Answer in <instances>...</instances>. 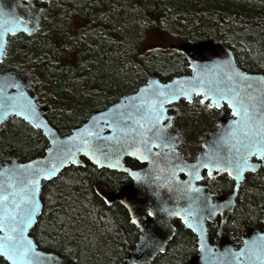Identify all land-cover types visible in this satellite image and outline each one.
Segmentation results:
<instances>
[{
  "label": "water",
  "instance_id": "1",
  "mask_svg": "<svg viewBox=\"0 0 264 264\" xmlns=\"http://www.w3.org/2000/svg\"><path fill=\"white\" fill-rule=\"evenodd\" d=\"M45 1L0 0V62L6 54L9 35L18 32L31 35L39 29ZM177 48L188 62L189 74L174 75L162 81L156 73H150L135 91L121 95L102 109L90 111L82 123L65 134H60L47 121L44 116L47 107L40 106L42 100L38 94L29 92L31 78L15 69L0 70V89H6L0 92V126L11 116H16L40 130L47 142L41 155L28 160L20 161L16 157L0 160V197L8 196L7 202L0 200V223L3 222L5 208L9 212L34 209L30 215L31 222L22 232L20 220L8 222L7 228L0 231V244L5 243V236H11L30 249L23 259L17 257L14 260L0 248V256L8 264H72L54 251L37 247L29 230L42 208V181L56 177L71 164L83 166L85 160L98 167L125 171L133 179L130 185L106 195L107 199L124 204L132 222L141 230L121 264H152L154 258L164 252L174 234V218H178L197 237V251L186 264H264V230L248 228L242 235L240 247L220 234L213 243L208 241L206 220L213 219L218 202L223 198L213 202L207 186L196 182L200 171L206 168L205 164L210 165L208 171L218 169L226 172L235 179L234 190L227 196L231 198L228 206H232L243 172L254 168V163L249 161L253 154L246 150L245 138L254 137L257 133L264 136V74L239 68L232 51L222 41L181 42ZM161 93L168 96L162 106L164 98ZM221 93L224 94L223 99H220ZM193 94L210 99L211 106L225 102L232 117L222 118L218 129L208 133L205 148L199 151L194 161H188L175 147L180 136L169 129L172 115L167 113V109L169 104L180 99L190 101ZM5 96L15 97L14 101L7 103H15L17 107H5ZM26 102H30L34 109V115L29 113L28 119L21 112V106ZM241 105L248 111L247 120L239 114ZM157 113H162L158 122L152 119ZM165 119L168 120L163 124ZM109 124L116 130L108 127ZM87 132L95 135L89 137ZM141 133H144L143 139L148 140L150 150H146ZM170 135L175 140L169 141ZM84 140L89 143L84 145ZM124 155L136 157L146 164L139 169H131L123 164ZM245 155L248 166L238 170L237 164ZM63 156H74L77 162L72 163L68 159L61 163ZM21 165L31 167L21 168ZM53 167L54 172L50 171ZM38 169H44V174L32 176L31 172ZM180 173L185 177L181 178ZM30 179L36 180L35 185L28 184ZM149 212L152 213L150 217L146 215ZM22 218L27 220L26 216Z\"/></svg>",
  "mask_w": 264,
  "mask_h": 264
},
{
  "label": "trees",
  "instance_id": "2",
  "mask_svg": "<svg viewBox=\"0 0 264 264\" xmlns=\"http://www.w3.org/2000/svg\"><path fill=\"white\" fill-rule=\"evenodd\" d=\"M58 1L67 4L54 10L61 23L59 20L53 23L50 19L51 29L47 31L43 15L35 33L26 35L18 32L8 36L0 70L15 69L32 79L29 91L37 93L47 104L49 120L60 134L81 123L87 112L101 106L104 101L134 90L148 74L156 73L160 79L166 80L184 72L185 60L178 48L158 49L157 56L152 53L145 56L133 47L130 37L120 34L114 19L117 12L126 6L123 0ZM129 2L128 8L140 22L143 18L144 31L148 30L149 34L180 42L221 39L233 46L243 66L264 71V0ZM93 30L92 38L84 40L81 33ZM128 47L141 58L138 66L144 71L139 79L134 80V85L124 88L113 81L103 85L94 83L89 95L82 94L77 98L73 91L77 80L86 81L97 74L100 60L107 54L111 53V57L122 61ZM145 59L151 62L149 67L145 66ZM80 105L83 106L82 114H78L79 120L71 124L70 114ZM46 145L41 132L18 117H11L0 129V159H28L41 154ZM107 178H112L108 172L95 170L86 162L84 166L69 165L55 178L43 182L40 194L43 209L38 227L43 248L57 252L72 264L123 262L126 252L123 233L127 218L119 204L109 205L103 199L102 192L106 188L99 184L106 185ZM113 179L119 177L116 175ZM242 191L243 199L233 213V227L254 224L264 206L263 186L256 183ZM133 231L129 225L128 239L133 236ZM97 236L105 241H98ZM194 241L191 231L178 222L174 236L158 256L156 264H183L194 252ZM0 264L8 263L0 256Z\"/></svg>",
  "mask_w": 264,
  "mask_h": 264
},
{
  "label": "flooded vegetation",
  "instance_id": "3",
  "mask_svg": "<svg viewBox=\"0 0 264 264\" xmlns=\"http://www.w3.org/2000/svg\"><path fill=\"white\" fill-rule=\"evenodd\" d=\"M35 2H38V0H35ZM65 5L67 6V4L60 3L58 0H46L43 3L44 9L42 12V16L43 15L45 16V20L47 22L46 25L48 26L46 28L47 31H50V29H51L50 22H52V21L50 19L52 17L56 18V13L54 12V10H57L58 8H61L62 6H65ZM42 16H41V19H42ZM65 18L69 20V17L67 15H65ZM41 19H40V21H41ZM58 20L60 21V19H58ZM71 34L73 35V33H71ZM206 39L212 40V42H214V43H217L218 41H222L221 39H212V38H206ZM206 39H202V40H206ZM198 41H200V40L191 41V43L198 42ZM222 43L232 51L235 62L239 68H241L244 71L250 72V73H263L264 74V71L251 70L250 68H246L245 66H243L241 64V62L239 61V59L237 58V54H235L233 46L229 45V44L227 45L223 41H222ZM263 45H264V39H263ZM183 56H184V54H183ZM184 60H185L184 61L185 62L184 72L181 74H177V75L190 73V69L188 67V62H187L185 56H184ZM162 81H164V80H162ZM138 86H136V88ZM29 88H30V86H29ZM29 88H28V90H29ZM136 88L132 91H135ZM132 91H127L125 93H122L121 95L132 92ZM31 94H34V93H31ZM120 96H118L116 99L108 100L107 102L104 101V103L101 106H99L97 108H93L90 111L102 109L105 106L109 105L110 103L115 102L117 99H119ZM41 100H42V104L40 106H46L47 107V111L44 113V116L46 117L47 121L53 126V124L50 122L49 117H48V115L50 114V109L48 108V106L44 102V100L43 99H41ZM201 100H203L204 103H201L200 102ZM209 102H210V99H202V95L193 94L190 101L180 99L179 101L171 103L168 105L167 113L172 115V124H171V126H169V129L175 130L180 136L179 143L175 144V147H176L178 153L184 159H186L188 161H194L196 159L199 151H201L203 148H205L204 141H205V139H206V137L210 131L218 129V127H219L218 122L224 117H228V118L232 117L231 109L228 107V105L225 102L219 103L218 106L215 103H213V106H209ZM75 111L72 114H70V117L74 116ZM89 112H87L86 117H87ZM11 117H16V116H11ZM79 117L80 116H78L76 118V121L79 120ZM86 117H85V119H86ZM9 119L6 122H8ZM167 120L168 119H165L163 124ZM6 122H4L0 126V129ZM76 125H78V124H76ZM72 127H70L69 131L71 130ZM31 128L35 129L32 126H31ZM183 128L189 129L188 134L185 135L182 133ZM35 130H38V129H35ZM68 132H65V133H68ZM65 133H62V134H65ZM169 138H170L169 141L175 140L173 138V136H171V135L169 136ZM211 143H213V141ZM41 154H39V155H41ZM36 156H38V155H36ZM33 157H35V156H33ZM30 158H32V157H30ZM30 158H28V159H30ZM28 159H24V160H20V161H25ZM249 161L251 163H254V165H253L254 168L248 169V170L243 172L242 179L239 182L237 191L233 197L234 202H233L231 207L228 206L229 202L231 201V198H229L227 196L230 195L234 190L235 179L232 178L231 176H229L226 172H219L218 169H213L211 171H208L207 168H203L200 171V178L196 182L200 185L207 186L208 191L211 195L212 201L214 202L216 199L223 198V200L218 202V207L214 211L213 219H207L206 220L207 239L210 243H213L215 237L218 234H220L222 236H226L228 238V240L233 245H235L236 247H240L242 244V235L248 228L259 229L260 231L264 230V206L260 209L258 219L254 224L246 223V224H243L242 226H239V227H233L231 225L232 221L234 220V214L233 213L236 211L238 205L240 204V202L243 199L244 194L242 193L243 192L242 190L245 187L247 188L249 186L255 185L256 183L258 185L264 187V164L262 163L264 161V159H261L260 156L253 154L249 157ZM86 162L87 161L85 160V163ZM122 162L125 166L130 167L131 169H139L146 164V162L140 161L136 157H132L129 155H124L122 158ZM88 164L92 168H94L95 170L102 169L106 173L108 172V174H110L112 177L111 179L107 178V184L106 185H102V184H99V185L104 186L106 188L102 192V197L106 201V203H109V205H111L112 203L113 204H115V203L119 204L121 209L125 213V216L127 218V224L124 226V232L125 233H123V237H124V246H125V249L127 251L128 248H130L131 246H133L135 244V242L139 238L141 230L134 222H132L130 215H129V211L126 208V206L124 204L120 203L119 201L115 200V199H113V200L107 199L106 195L108 192H116L121 187L130 185L133 182V179L125 171H120L117 169H111L108 167H98L97 165L90 163V162H88ZM71 165H73V164H71ZM116 175L119 177V179L114 180L113 176H116ZM180 177L181 178L185 177V174L180 173ZM51 179H53V178H51ZM51 179H49V180H51ZM44 181H48V180H43L41 183V187H42V184ZM40 194H41V191H40ZM225 196L227 198H224ZM40 198H41V195H40ZM41 201H42L41 211H40L39 215L37 216L35 224L29 230V234L33 237L34 241L37 244V247H39L43 250L52 251V250H48V249H45L42 247L43 245L41 244V237L39 236V233H38V230H39L38 227H39V223H40L39 216H40L42 209H43L42 198H41ZM146 215L148 217H150L149 214H146ZM178 222H180L184 226V224L178 218H174L172 220V223L174 225V234L176 232V226H177ZM129 225H131L132 230H134L133 236L130 239H128V236L126 233ZM185 228L188 229L189 231H191L189 228H187V227H185ZM191 233L194 235V238H195L194 252L187 258V260L183 264H186L188 262L189 258L191 256H193L197 251V244H196L197 237L192 231H191ZM174 234L172 235V237L174 236ZM172 237H171V239H172ZM171 239L169 241H171ZM169 241H168V243H169ZM167 244H166V247H167ZM166 247H165V250H166ZM162 253H160V254H162ZM125 254H126V252H125ZM159 255H157L154 258V260L152 261V264H156L157 258Z\"/></svg>",
  "mask_w": 264,
  "mask_h": 264
},
{
  "label": "rangeland",
  "instance_id": "4",
  "mask_svg": "<svg viewBox=\"0 0 264 264\" xmlns=\"http://www.w3.org/2000/svg\"><path fill=\"white\" fill-rule=\"evenodd\" d=\"M126 4L124 9H121L117 12V16L114 19V23L117 25L118 30L121 31L122 36H128L133 41V47L137 48L138 53L148 56L147 54L158 55V49L172 50L177 48V44L180 41H175L173 38L159 37L149 34V31H144L145 26L143 25V18L141 17V22L138 17H135L134 12L128 8L130 0H123ZM53 23H57V19L52 17ZM61 23V22H60ZM59 23V26L62 24ZM63 23V22H62ZM146 30V29H145ZM95 30L91 32H82L84 40H90L92 38ZM143 36V37H142ZM111 54V53H110ZM110 54L105 55L100 60L98 68L100 69L98 73L92 75L86 81L80 80L73 85V91L77 94V98L81 97L82 94L89 95L92 91V85L99 84L103 85L107 82L113 81L115 83H120L124 88H131L134 85V80L139 79L144 71L141 69V66H138L141 58L136 56L135 50L128 47L126 56L122 61L116 57H111ZM101 59V58H100ZM156 59V57H155ZM133 60V61H132ZM136 61L135 64L133 62ZM147 64L145 66H150L151 62L148 59L143 60ZM146 75L143 77V79ZM84 84L82 87L81 85ZM91 104V101L88 103ZM83 106L80 105L78 110L75 112L74 116L71 117V124H75L76 117L78 114H82ZM189 129L183 128L182 133L188 134ZM79 204V203H78ZM83 211L86 214H89V211L82 207ZM96 235V233H95ZM98 237V236H97ZM98 241L104 242L103 237H98Z\"/></svg>",
  "mask_w": 264,
  "mask_h": 264
},
{
  "label": "snow or ice",
  "instance_id": "5",
  "mask_svg": "<svg viewBox=\"0 0 264 264\" xmlns=\"http://www.w3.org/2000/svg\"><path fill=\"white\" fill-rule=\"evenodd\" d=\"M195 83H203L202 81H196ZM6 89H0V92L5 91ZM195 90V89H192ZM181 94H183V90H181ZM21 96L23 95L22 93L20 94ZM164 100L161 101V106L163 102H166L168 100V96H166L164 93L160 94ZM173 98L175 97V92L172 93ZM224 94L221 93L220 94V99H223ZM5 99V107H12L15 108L17 107V105L15 103L13 104H9L7 103L8 101H14L16 98L15 97H4ZM201 103H204L203 100L200 101ZM211 106V104L209 105ZM218 106V104H217ZM21 112L24 115L25 119H28V115L29 113L34 115V109L31 106L30 102H26L23 106H21ZM20 114V113H17ZM235 114V113H234ZM239 114L241 115V117L244 120H247L249 118V114L246 108L243 107V105H241L240 110H239ZM162 115V113H157L154 117H152V119H154L156 122L159 121L160 116ZM108 127H113L114 130L115 127L112 124H109ZM141 127H144V125H141ZM120 131H124V129H119ZM87 135L89 137L94 136L95 134L92 132H87ZM144 133H141V138H142V142L144 143L146 150H150V148L148 147V140H144L143 139ZM77 137H72V139H76ZM106 139H111V137H107ZM247 141L246 144V150L247 151H251L252 154L254 155H258L260 156L261 159H264V136H261L259 133H257L254 137H246L245 138ZM84 145H87L89 143L88 140H84L83 141ZM78 150H83V149H78ZM49 151H52L51 149H49ZM87 154V153H85ZM133 155H135L136 153L133 152ZM59 158V157H58ZM94 158V157H93ZM71 159L72 163H76L77 161L75 160L74 156H63L61 158V163L65 162L66 160ZM99 162V161H97ZM33 163H37V162H33ZM210 165L205 164L204 167H209ZM247 165V155H245L243 157V159L241 160V162L239 164H237V168L238 170H242L243 167H246ZM21 168H25V167H31V166H20ZM50 171L54 172L55 168L53 167L52 169H50ZM41 174H44V169H38V170H34L33 172H31L32 176H39ZM194 175H196L195 173H193ZM231 175V173H229ZM196 178L198 179V175H196ZM137 179H139V177H137ZM23 181H21L22 183ZM36 180L35 179H30L28 180V184L29 185H35ZM0 200H3L5 202H7L8 200V196H2L0 197ZM31 211H34V209H26V210H22V212H17L15 209L13 210V212H9L7 210V208H5V214L2 218V223H0V231H3L5 228H7L8 226V222L11 223H15L17 220H20V231H23V228L27 226V223H30V215H31ZM13 213H15V215H13ZM152 213L149 212V215H151ZM172 214H177V213H172ZM22 216H26L27 220L23 219ZM5 243L0 244V248H2L4 250L5 253H7L9 255V257L11 259H16L17 257H19L20 259H23L26 254L30 251V249L28 247H26L24 245V243L21 240H17L14 239L11 236H5ZM30 243V242H29ZM259 255V254H258Z\"/></svg>",
  "mask_w": 264,
  "mask_h": 264
}]
</instances>
